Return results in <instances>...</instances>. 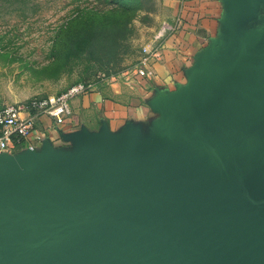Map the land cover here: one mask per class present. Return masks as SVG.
Returning <instances> with one entry per match:
<instances>
[{
    "label": "water",
    "instance_id": "obj_1",
    "mask_svg": "<svg viewBox=\"0 0 264 264\" xmlns=\"http://www.w3.org/2000/svg\"><path fill=\"white\" fill-rule=\"evenodd\" d=\"M225 1L151 138L105 124L0 155V264H264V0Z\"/></svg>",
    "mask_w": 264,
    "mask_h": 264
},
{
    "label": "rangeland",
    "instance_id": "obj_2",
    "mask_svg": "<svg viewBox=\"0 0 264 264\" xmlns=\"http://www.w3.org/2000/svg\"><path fill=\"white\" fill-rule=\"evenodd\" d=\"M217 1L219 28L193 58L223 42L226 1ZM182 13L180 0H0V105L133 80L145 48L163 42ZM247 28L264 29V8Z\"/></svg>",
    "mask_w": 264,
    "mask_h": 264
},
{
    "label": "crops",
    "instance_id": "obj_3",
    "mask_svg": "<svg viewBox=\"0 0 264 264\" xmlns=\"http://www.w3.org/2000/svg\"><path fill=\"white\" fill-rule=\"evenodd\" d=\"M182 6V28L162 42L164 55L153 64V80L137 77L127 83H112L113 90L96 89L77 96L72 100V115L67 122L58 127L43 117L23 150L39 153L44 142H38L35 136L41 134L57 154L71 153L74 146L64 136L82 129L98 133L105 124L112 134L119 135L131 123L140 130L141 138H151L154 125L161 119L151 102L159 92H174L183 85L185 69L196 61L193 56L219 28L217 0H186Z\"/></svg>",
    "mask_w": 264,
    "mask_h": 264
},
{
    "label": "built area",
    "instance_id": "obj_4",
    "mask_svg": "<svg viewBox=\"0 0 264 264\" xmlns=\"http://www.w3.org/2000/svg\"><path fill=\"white\" fill-rule=\"evenodd\" d=\"M180 1L182 4L186 2ZM182 25L183 19L180 16L173 24H166L163 31L173 34L180 30ZM163 53L162 42L145 48L141 67L133 74V80L137 77L153 80L156 76L153 64L162 59ZM111 80L113 83L117 82L115 77ZM91 89L90 85L79 83L60 94L35 97L21 104L0 105V155L15 156L23 151V144L34 136L43 117L50 119L55 126L64 125L72 115V100ZM35 138L38 142H44L41 134Z\"/></svg>",
    "mask_w": 264,
    "mask_h": 264
}]
</instances>
